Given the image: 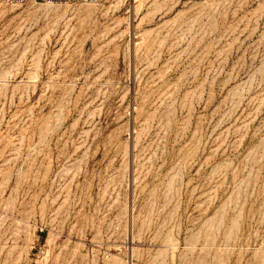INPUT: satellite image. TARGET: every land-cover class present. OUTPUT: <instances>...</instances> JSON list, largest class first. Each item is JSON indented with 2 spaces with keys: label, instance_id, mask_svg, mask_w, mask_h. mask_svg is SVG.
Listing matches in <instances>:
<instances>
[{
  "label": "rangeland",
  "instance_id": "obj_1",
  "mask_svg": "<svg viewBox=\"0 0 264 264\" xmlns=\"http://www.w3.org/2000/svg\"><path fill=\"white\" fill-rule=\"evenodd\" d=\"M0 264H264V0L0 1Z\"/></svg>",
  "mask_w": 264,
  "mask_h": 264
},
{
  "label": "built area",
  "instance_id": "obj_2",
  "mask_svg": "<svg viewBox=\"0 0 264 264\" xmlns=\"http://www.w3.org/2000/svg\"><path fill=\"white\" fill-rule=\"evenodd\" d=\"M0 1H12V2H23L26 0H0ZM40 1H45V2H66V3H70V2H79V1H95V0H40Z\"/></svg>",
  "mask_w": 264,
  "mask_h": 264
},
{
  "label": "bare ground",
  "instance_id": "obj_3",
  "mask_svg": "<svg viewBox=\"0 0 264 264\" xmlns=\"http://www.w3.org/2000/svg\"><path fill=\"white\" fill-rule=\"evenodd\" d=\"M49 2H52V1H49Z\"/></svg>",
  "mask_w": 264,
  "mask_h": 264
}]
</instances>
